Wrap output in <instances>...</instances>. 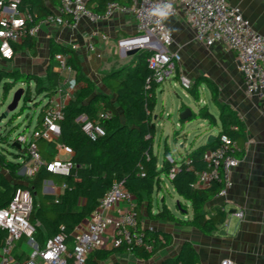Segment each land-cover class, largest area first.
Instances as JSON below:
<instances>
[{"label":"trees","instance_id":"1","mask_svg":"<svg viewBox=\"0 0 264 264\" xmlns=\"http://www.w3.org/2000/svg\"><path fill=\"white\" fill-rule=\"evenodd\" d=\"M110 1L125 5H131L133 2V0H91L88 7L101 14ZM59 3L60 0H20L19 10L34 15V21L30 23V27H33L51 14ZM34 46L35 39L32 36L25 38L19 44H14L13 50L33 49ZM56 53L67 56V66L75 71L77 81L87 82V86L65 106L64 117L60 121V141L72 148L71 159L75 163V168L67 177L41 168L34 177L26 178L20 174V171L24 162L29 161L27 149L17 147L16 143L13 144L8 133H1L0 208L7 205L18 189H28L34 197L31 220H38L41 223L37 233L38 240L41 242L44 237L48 238L63 231L67 240L71 241L74 228L91 216L99 200L110 190L114 182H119L136 197L139 204L147 203V212L151 220L192 226L205 234L215 232L218 226L224 223L226 213L219 210L213 216L207 217L204 209L205 204L216 197L221 186L212 184L207 188L194 189L191 185L196 181L197 173L205 169L204 153L216 146L221 135H228L240 145L246 140L242 122L228 106L220 103L217 85L207 77H200L189 90V94L198 101L199 87L203 84L208 86L212 102L220 111L221 126L215 142L193 149L181 160L174 158L169 147L165 146L164 157L160 163L153 150L156 131L153 112L157 104L156 91L159 85L148 83L152 76L148 65L152 52L137 49L128 57L129 64L103 75L104 85L116 96L115 102L105 94L94 93V85L83 75L79 58L74 50L52 43V58ZM61 80V74L53 69L52 63L44 78L0 67L2 96L6 97L12 87L23 84L26 87L23 99L25 102L32 99V90L38 96L43 94L52 96ZM47 106L48 103L40 109L35 129L40 128L43 111ZM185 108L187 107L182 106L180 111ZM99 111H110L112 116L104 123L105 136L92 141L83 133L77 118L81 114L94 117ZM17 117L19 114H14L9 123ZM209 118L213 121L207 113V107H203L197 113L192 112L191 117L182 123ZM1 143L12 146L15 151L7 153L8 150ZM38 145L44 159L51 161L55 158L54 144L39 141ZM242 154L243 150L239 156L241 157ZM188 167L190 169L186 170ZM173 169H175L174 177L170 178ZM164 179L170 181L173 190L184 202L190 203L193 211L191 219H184L187 206L183 202L177 205L179 211L183 213L182 216L171 212L165 202L157 212H152L156 193L165 188ZM46 180H53L57 185L65 184L63 192L58 196L43 193L42 186ZM137 209L138 204L136 211ZM4 236L5 233L0 231V245ZM146 238L152 246L151 250L135 248L132 251L133 256L139 260H150L158 251L172 244V237L168 233L148 230ZM100 251L91 253L88 263L93 264V258ZM124 252H126L124 248L113 247L105 251V257ZM161 264H199V262L194 246L186 241L182 244L177 257L166 258Z\"/></svg>","mask_w":264,"mask_h":264},{"label":"built area","instance_id":"2","mask_svg":"<svg viewBox=\"0 0 264 264\" xmlns=\"http://www.w3.org/2000/svg\"><path fill=\"white\" fill-rule=\"evenodd\" d=\"M91 0H60L56 13L49 14L30 27L34 15L19 10L20 0H0V56L10 60L14 56L13 45L25 38L36 36L43 26L73 27L80 21L87 20L94 25L101 20L112 18L116 12L132 15L136 21L137 33L134 37L121 40L118 46L127 48L135 43L138 49L151 51L148 65L152 76L148 83L161 85L171 78H176L182 60L181 55L170 50L173 35L166 24L153 15L157 8L171 6L169 17L182 13L188 27L193 31L196 42L207 47L222 43L235 54L238 72L242 75L245 91L249 97L264 100V36L258 33L251 22L246 19L239 7L232 6L225 0H141L131 5L116 1L107 3L103 13L98 14L88 7ZM167 10V9H165ZM90 48L93 49L92 46ZM127 52V51H125ZM59 70L71 69L67 66V56L55 55ZM181 86L189 91L192 82L184 74L178 76ZM62 89L59 88L58 92ZM64 104L50 101L43 111L41 126L31 132L24 130L11 141L20 148H26L29 161L24 162L20 174L32 178L41 169L67 177L75 168L72 161L73 150L60 141V121L64 117ZM110 111H99L94 117L81 114L77 122L83 133L92 141L104 137V123L111 118ZM0 126V134L2 133ZM39 141L54 144L55 158L47 161L42 157ZM242 147L238 141L228 135H221L214 148L203 155L205 169L197 173L194 189L207 188L212 184L221 186L217 197L226 198L233 186L232 172L239 166ZM189 163V161H188ZM190 167L186 168L189 170ZM175 169L170 173L174 177ZM62 189L65 184H62ZM43 193L58 196L57 185L46 180L42 186ZM121 202L126 208L111 214ZM134 196L122 183L114 182L110 190L99 200L97 208L86 224H79L72 232L71 241L63 231L39 241L37 233L41 227L38 220H31L34 209V197L30 190L20 188L3 208H0V231L5 233L0 245V264H90L91 253L101 250L104 234L111 229L112 248H124L132 253L135 248L151 250L147 242V231L139 227ZM221 210L225 211V207ZM241 216V213H237ZM152 230V228H150ZM23 244L27 249L23 248ZM92 264V263H91ZM222 264H238L232 259H224Z\"/></svg>","mask_w":264,"mask_h":264},{"label":"crops","instance_id":"3","mask_svg":"<svg viewBox=\"0 0 264 264\" xmlns=\"http://www.w3.org/2000/svg\"><path fill=\"white\" fill-rule=\"evenodd\" d=\"M225 1L232 6L239 7L253 28L264 36V0ZM135 2L138 0H133L132 4ZM59 5L53 8L52 13L57 12ZM166 24L173 35V44L170 50L179 53L182 58L176 81L179 82L180 74H187L183 69L185 66H182L185 65L183 62L186 58L193 54L195 59H199L202 57L200 50L205 49L210 58L220 64L223 70L230 101L226 103L222 101L221 89L215 80L206 75L198 76V78L207 77L217 85L220 103L228 106L243 124L246 140L241 145L243 154L240 157L239 166L232 172L233 186L228 190L226 198L216 196L205 204L204 209L206 216L210 217L219 210L223 211L221 208L225 207V221L212 234H205L192 226L154 221L149 218L147 203L139 204L134 197L138 204L140 229L148 231L152 228L157 233H168L172 237V244L158 251L150 260H139L128 252L114 253L105 257V251L112 249L111 229H108L103 237V247L100 253L93 258V264H161L166 258L177 257L182 244L186 241L194 246L199 264H222V261L227 258L238 264H264V100L249 97L246 94L243 77L237 70L235 54L225 48L222 43L207 47L196 42L193 31L188 27L182 13L176 17L167 18ZM122 33L123 37H121ZM129 33L134 36L137 33L134 17L118 12L112 18L101 20L94 25L87 20H82L73 27L43 26L34 37L35 46L33 49H17L11 60L3 59L0 56V67L44 78L50 63H52L53 69L61 74L62 80L52 96L46 94L43 96L47 97V103L54 101L67 105L82 88L87 86V82L77 81L76 73L72 69L59 70L57 68L58 63L54 57L58 53L53 58L51 56V44L54 43L74 50L79 58L83 75L94 85V93L105 94L110 97L112 102H115V94L104 85L102 77L106 73L113 72L115 68L122 69L130 63L128 58L130 55H127L125 50L118 46V43L125 39L124 36ZM121 50H123L122 53H120ZM186 76L189 77V75ZM161 85L158 86L157 91L160 90L163 93L165 87ZM59 88L62 89L61 92H58ZM181 107L182 104L179 107V112ZM192 112L194 111L192 110ZM169 117L171 118V113ZM205 120L207 119H203V121ZM185 123L180 120V123L176 125L180 127V131L174 129L175 134L183 133L186 134L185 137L191 135L189 130H186L188 125ZM198 126L204 127L203 123ZM217 135L213 134L215 137ZM210 136L212 135L200 136L198 133L195 136V142L190 146L186 141L181 144L180 160L193 149L208 145L207 140ZM61 186L57 185L59 195L63 192ZM173 198L176 199L175 211L167 204L163 191L156 193L155 201L159 203L161 200V205L165 202L166 207L177 216L183 215L177 206V203L183 202L187 206L184 219H191L193 211L192 207L191 209L189 207L190 203L184 202L176 193ZM161 205L157 204L155 208L153 204L152 212H157ZM126 206L125 202L119 203L111 214H117ZM237 213H241V216H238ZM89 220L90 217L82 221L81 224H86Z\"/></svg>","mask_w":264,"mask_h":264},{"label":"rangeland","instance_id":"4","mask_svg":"<svg viewBox=\"0 0 264 264\" xmlns=\"http://www.w3.org/2000/svg\"><path fill=\"white\" fill-rule=\"evenodd\" d=\"M123 35L124 34L122 33L121 37H123ZM132 37H134V35H131V33H129L127 36H124L125 40L130 39ZM133 48L134 47H127L124 50L128 51L129 49ZM122 52L123 50L120 51V53ZM200 53L202 54L201 58L195 59L193 54H191L190 57L186 58V60L183 62L185 65L182 66H185L183 67V69L187 72L186 75H189L192 84H194L198 76L206 75L211 79L215 80L221 89L222 101L225 103L229 102V89L228 85L226 84V79L224 77L223 70L220 64H217L213 58H210L208 51H206L205 49L200 50ZM163 85L165 87L163 93H161L160 90L157 91V104L155 107V112L153 114L154 122L156 125L153 150L154 153L158 156V160L160 163L164 157L165 146L169 147L171 154L174 158L180 160L179 152H182V150L180 149L181 144L186 141L190 146L193 142H195V136L198 133H200V136H213V134L217 135L220 129V111L213 104L211 94L205 84L200 86L198 89V101H196L189 94V91H186L181 86L180 82L176 81L175 78L169 79L168 81L164 82L161 86ZM20 87L23 86L17 85L15 87H12L8 91L7 96L3 97V85L0 86V115L5 111L8 104L12 100L15 91ZM32 91V99L30 101L27 100L26 102L22 99L19 102L17 109L9 114V117H11L13 114H19V117L14 119L12 123H9V117L3 119L0 122L2 131L4 133L9 134L10 141H13L18 134L22 133L26 129V127H28V132H31L33 130L37 122V117L40 112V109L48 102L46 96H38L35 94L34 90ZM181 104L182 106L190 108L194 112L199 111V108L207 107V113L213 118V121L211 120V118H209L205 121H203V119H198L187 122L185 123V125H188L186 130H189L191 135L189 137H185L186 134L183 133L181 135L175 134L174 129L180 131V127H177L176 125L180 123L179 107L181 106ZM170 113L171 118L169 117ZM201 123H203L204 125V127L202 128L198 126ZM189 128H192L193 130L190 131ZM1 145L6 148V150H8L7 153L15 151V148H13L12 146L5 145L3 143H1ZM8 155L10 156V154ZM164 181L165 188L163 190V194L166 197L167 204L171 207L172 210L175 211L176 199L174 200L173 198L175 192L173 191L170 181H168L167 179H164ZM157 204L161 205V200H159V203L157 201L154 202L155 208ZM189 207L191 209L190 204ZM23 248L27 249V246L23 244Z\"/></svg>","mask_w":264,"mask_h":264},{"label":"water","instance_id":"5","mask_svg":"<svg viewBox=\"0 0 264 264\" xmlns=\"http://www.w3.org/2000/svg\"><path fill=\"white\" fill-rule=\"evenodd\" d=\"M141 0H138V3H140ZM137 47H134L133 49H129L126 54L127 55H131V54H134L136 51H137ZM23 87H20L18 88L13 97H12V100L10 101V103L8 104L7 108L5 109V111L0 115V122L3 120V119H6L9 117V114L11 112H14L17 107H18V104L19 102L24 99V95H25V91H26V87L22 84ZM30 101V100H29ZM14 115V114H13ZM12 115V116H13ZM192 115V110L190 108H185L184 110L180 111V115H179V119L181 121H184L188 118H190ZM11 116V117H12ZM11 117H9V120L11 119ZM215 136H210L207 140V144H210L212 141L215 140ZM17 147H20L18 144H17ZM178 204V203H177Z\"/></svg>","mask_w":264,"mask_h":264},{"label":"clouds","instance_id":"6","mask_svg":"<svg viewBox=\"0 0 264 264\" xmlns=\"http://www.w3.org/2000/svg\"><path fill=\"white\" fill-rule=\"evenodd\" d=\"M165 9H167V10H165ZM170 11H171V6L170 5H165L164 6V9L157 8L153 12V15L156 16V17H158L160 21H164L170 15Z\"/></svg>","mask_w":264,"mask_h":264},{"label":"bare ground","instance_id":"7","mask_svg":"<svg viewBox=\"0 0 264 264\" xmlns=\"http://www.w3.org/2000/svg\"><path fill=\"white\" fill-rule=\"evenodd\" d=\"M134 45H136L135 43H129V44H127V46L129 47V46H134Z\"/></svg>","mask_w":264,"mask_h":264}]
</instances>
